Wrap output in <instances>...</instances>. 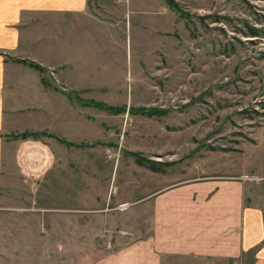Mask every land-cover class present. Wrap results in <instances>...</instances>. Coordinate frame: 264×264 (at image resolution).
Segmentation results:
<instances>
[{
	"label": "rangeland",
	"instance_id": "374dc122",
	"mask_svg": "<svg viewBox=\"0 0 264 264\" xmlns=\"http://www.w3.org/2000/svg\"><path fill=\"white\" fill-rule=\"evenodd\" d=\"M172 1L91 0L122 22L101 27L100 49L89 37L92 85L77 95L44 74L83 125H39L74 145L5 136L0 264H97L146 236L145 199L169 185L243 178L264 196V0ZM92 101L125 111L81 109Z\"/></svg>",
	"mask_w": 264,
	"mask_h": 264
},
{
	"label": "crops",
	"instance_id": "0c3cea01",
	"mask_svg": "<svg viewBox=\"0 0 264 264\" xmlns=\"http://www.w3.org/2000/svg\"><path fill=\"white\" fill-rule=\"evenodd\" d=\"M114 20L100 16L91 0H0V201L6 135L48 132L42 122L53 125L55 134L83 125L73 104L54 102L59 94L43 83L45 72L56 73L69 92L85 94L92 85L89 37L99 49L105 46L101 27L119 29L122 22ZM94 57L97 62L98 52ZM246 192L243 178L228 177L162 187L144 202L146 236L104 254L97 264H170L176 258L264 264V196L251 200Z\"/></svg>",
	"mask_w": 264,
	"mask_h": 264
},
{
	"label": "trees",
	"instance_id": "16d2710c",
	"mask_svg": "<svg viewBox=\"0 0 264 264\" xmlns=\"http://www.w3.org/2000/svg\"><path fill=\"white\" fill-rule=\"evenodd\" d=\"M167 2H169V4L171 6H174V8H177V5L172 1V0H166ZM180 13V12H179ZM29 67L37 70L38 72H40L41 74H44L45 70L37 65V64H34V63H27ZM43 83L45 84V86H49L47 84V81L45 78H43ZM84 106H90V105H94L96 108L100 109V110H103V111H110V112H113L114 114H120L122 113V111H125V108H115V107H110V106H107L106 104L102 103V102H96V101H92V102H83ZM153 111V110H152ZM149 116H153V112L152 113H149L148 114ZM39 135H47V133L45 132H42V133H23V134H19L17 136H14L15 138H22V139H27L28 137L32 136L34 138H38ZM51 137H53L52 135H50ZM65 143H67L68 145H70L71 143L63 140ZM71 145H74V144H71ZM150 169H152L153 171H156V172H159V171H163L160 168H157L155 166H149Z\"/></svg>",
	"mask_w": 264,
	"mask_h": 264
}]
</instances>
